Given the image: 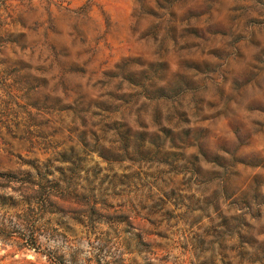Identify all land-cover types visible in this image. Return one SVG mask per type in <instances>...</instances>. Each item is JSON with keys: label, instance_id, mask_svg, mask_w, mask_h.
<instances>
[{"label": "rangeland", "instance_id": "rangeland-1", "mask_svg": "<svg viewBox=\"0 0 264 264\" xmlns=\"http://www.w3.org/2000/svg\"><path fill=\"white\" fill-rule=\"evenodd\" d=\"M0 264H264V0H0Z\"/></svg>", "mask_w": 264, "mask_h": 264}]
</instances>
